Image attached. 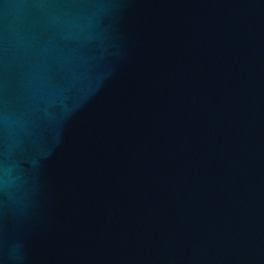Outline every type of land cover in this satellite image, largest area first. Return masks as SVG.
<instances>
[{
  "label": "water",
  "instance_id": "1",
  "mask_svg": "<svg viewBox=\"0 0 264 264\" xmlns=\"http://www.w3.org/2000/svg\"><path fill=\"white\" fill-rule=\"evenodd\" d=\"M0 264H264V0H0Z\"/></svg>",
  "mask_w": 264,
  "mask_h": 264
}]
</instances>
